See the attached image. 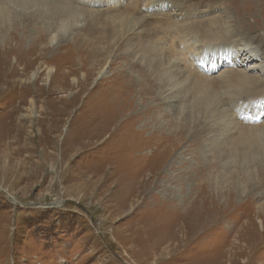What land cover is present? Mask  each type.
<instances>
[{"label": "rangeland", "instance_id": "rangeland-1", "mask_svg": "<svg viewBox=\"0 0 264 264\" xmlns=\"http://www.w3.org/2000/svg\"><path fill=\"white\" fill-rule=\"evenodd\" d=\"M217 30L258 74L264 0H0V264H264V100L174 56Z\"/></svg>", "mask_w": 264, "mask_h": 264}, {"label": "bare ground", "instance_id": "bare-ground-1", "mask_svg": "<svg viewBox=\"0 0 264 264\" xmlns=\"http://www.w3.org/2000/svg\"><path fill=\"white\" fill-rule=\"evenodd\" d=\"M33 1H35V0H33ZM64 3H65V5L63 7L61 6L63 8V10H65V11L71 10L73 12L72 13L73 15L77 14L79 9L72 7V4L70 2H67V4H66V2H64ZM68 3H70V4L68 5ZM153 6L158 7L160 5L154 4ZM174 14H175V12L173 13V15ZM247 28H248V26H247ZM135 30H137V29H135ZM236 32L238 35H241V37H243V38L247 36V34L244 32L234 31V33H236ZM224 35L225 34L223 32H221V30H217L214 33H209L206 38H198L199 34L197 36V35L193 34L192 32H189V31L184 32V40L181 41L180 43H178V45H177V48H179V50H177L176 46H174V50L176 53L174 56L176 57L177 64L182 65L183 69L187 68V67L188 68L191 67L192 71H190V72L192 73L191 75L193 76L195 83H196V92L198 93V95L200 96L201 99L206 100L205 101L206 103H208L210 100H213L215 98V95L219 89H225V88L229 89L227 91L228 96L229 97L234 96L235 101L238 99H244L245 100L249 96H253V99L255 98V99L264 100V65H261V67L259 66L260 71L258 72V74H256L253 71L250 72V70H252L255 67H253V68H251V67L250 68L249 67L234 68V67L238 66V64H240V66L242 67V63L243 64L247 63L245 60H243L242 62L232 61L231 64H228V63L224 64V66H223L224 70H221V73L218 75V77L214 78V79H211V77H209V75L212 74V72H214V73L217 72L214 70V68H215L214 66L209 67L206 65V63H204L206 65V67H205V65L202 62H200V64H199L200 68H197L194 65V62L190 58L191 52L193 50V48H192L193 46H197L198 50L202 51L205 48L215 49L220 44L223 47H226V48L229 47L228 52H230V53L226 52L224 54H226L227 56L229 55V57H233L234 60L236 59V55L233 53L234 49H237V46L240 48H243V50L245 49L247 51V60L250 61L248 56L249 57L251 55L254 56V54L256 53V50H255L256 47H255V49L251 48L249 43L234 39L237 36L234 37L231 35L230 36H227V35L224 36ZM178 36H180V33L178 34ZM235 43H237L239 45H237ZM219 50H223V52H224V49H219ZM250 51H251V53H250ZM215 57L217 58V55H215ZM180 60H182V63L180 62ZM205 61H206V59H204V62ZM201 68L204 70L201 71ZM174 87L166 89V91H165V94H166L165 99L166 100H170L172 102L175 101L173 95L176 93V87H175V89H174ZM214 88H215V90L213 91ZM249 99H252V98H248V100ZM170 101H168V102H170ZM216 101H218V100H216ZM218 102H220V101H218ZM236 104H237V102H236ZM236 104H234V105H236ZM248 105H250V102L248 103ZM217 106H219V105L217 104ZM252 106L254 107V109L252 108ZM255 107H256L255 104H253V105H251L250 110H242V109L239 110L240 117L244 123L251 125L254 122H256V123L258 122L256 120L258 118H255L252 115L254 110H255ZM262 124H264V123H262ZM251 126H255V125H251Z\"/></svg>", "mask_w": 264, "mask_h": 264}]
</instances>
